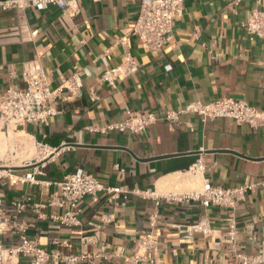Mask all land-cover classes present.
<instances>
[{"label":"crops","instance_id":"crops-1","mask_svg":"<svg viewBox=\"0 0 264 264\" xmlns=\"http://www.w3.org/2000/svg\"><path fill=\"white\" fill-rule=\"evenodd\" d=\"M74 3L77 14L55 4L0 10V96L11 86L26 85L22 74L32 63L53 88L77 68L83 70L82 95L64 97L61 112L49 125H26L21 132L36 144L60 150L43 163L34 164L31 157L8 166L25 170L5 169L10 222L5 247L19 246L25 235L48 250L99 255L82 264H125L137 251L140 235L151 233L156 250L142 253L158 264H243L238 255L259 256L264 242V129L230 118L205 120L192 112L181 114L178 124L159 120L141 134L92 129L138 113L179 110L224 97L264 109V42L252 39L244 26L252 9L264 10V0H185L167 45L153 51L145 50L131 32L142 0ZM128 52L136 65L112 88L102 75L119 67ZM198 161L203 170L195 172ZM77 171L150 196L130 194L121 206L106 194L97 202L86 198L80 203L81 223L66 226L54 219L65 209L48 201L57 183ZM29 173L33 182L10 181ZM205 180L256 188L234 210L186 201ZM14 202L25 208L18 210ZM201 221L205 232L193 228ZM232 222L235 244L230 242ZM94 225L101 226L102 238L84 247L81 239ZM18 264L33 261L22 255Z\"/></svg>","mask_w":264,"mask_h":264},{"label":"built area","instance_id":"built-area-1","mask_svg":"<svg viewBox=\"0 0 264 264\" xmlns=\"http://www.w3.org/2000/svg\"><path fill=\"white\" fill-rule=\"evenodd\" d=\"M76 0H6L0 1V10L9 8H23L27 5L42 7L48 4L58 5L65 11L70 10L71 14H77L78 8L74 3ZM98 1V0H95ZM185 0H142L137 17L131 28V32L141 42L147 51L162 50L167 45L174 26V19L184 13ZM251 38H259L264 42V10L254 8L244 23ZM37 31L32 35H36ZM264 63V60H263ZM132 55L128 52L124 56V62L116 68L106 69L102 75L103 82L115 88L117 78L121 74H126L135 67ZM83 70L77 68L73 75L65 80L57 88L51 87L47 76L41 67L32 63L26 67L22 74V79L26 84L24 87L11 86L0 96V131L9 133L23 132L26 125H49L52 119L61 112L60 101L64 97L75 98L82 95ZM192 112L202 116L203 119L230 118L239 124H248L254 129H264V109H257L244 100H237L229 97L221 98L214 102L202 103L191 102L184 109L165 110L163 112H145L130 115L128 118L109 123L103 127H95L94 132L107 133L110 130L120 132L128 131L134 134H141L151 125L159 120H166L173 123H180V115ZM40 156L36 157L32 163L39 161L43 163L49 156H53L59 147L52 148L49 145L38 142ZM46 155V156H45ZM193 171L203 170V163L198 161L193 167ZM6 170L0 167V264H18V259L22 255L29 256L33 264H41L53 260L56 264H82L91 263L93 258L99 255L90 254L86 251L79 253H63L61 250L52 248L48 250L39 245L36 240H31L25 235L21 237L19 246L6 248L3 237L7 234L10 222L5 213V190L4 179ZM42 171L40 170L39 173ZM13 182H33L32 173L24 176L16 175V179L10 178ZM255 184H242L236 187L213 185L209 180H205L199 192H193L185 197L186 201H199L204 208L218 207L233 209L241 201H245L247 196L255 191ZM101 194H106L108 200L115 206L124 205L130 194L149 197V192H142L137 189H130L121 186H109L98 176L77 171L66 174L57 183V189L50 195L48 205L65 209L62 216L54 217L66 226L79 225L80 203L90 198L92 202H97ZM18 210L25 208L24 204L14 202ZM105 221V220H103ZM15 227V226H14ZM230 242L235 244V233L233 222L230 225ZM197 231H206V224L201 221L193 227ZM102 238L101 226L94 225L91 230L84 233L81 242L85 247L96 244ZM138 249L129 258L125 259V264H158L150 259L142 251L156 250L157 241L154 236L142 234L138 238ZM57 245L58 242L55 241ZM62 243L60 245H65ZM243 264L264 263V242L263 249L259 256L251 257L238 255Z\"/></svg>","mask_w":264,"mask_h":264},{"label":"rangeland","instance_id":"rangeland-1","mask_svg":"<svg viewBox=\"0 0 264 264\" xmlns=\"http://www.w3.org/2000/svg\"><path fill=\"white\" fill-rule=\"evenodd\" d=\"M0 139V165L8 167L9 165L22 164L24 158L40 156L37 144L24 133L10 130L7 134L0 131ZM30 152H33V155Z\"/></svg>","mask_w":264,"mask_h":264},{"label":"water","instance_id":"water-1","mask_svg":"<svg viewBox=\"0 0 264 264\" xmlns=\"http://www.w3.org/2000/svg\"><path fill=\"white\" fill-rule=\"evenodd\" d=\"M0 1H6V0H0ZM5 169H11V170H25L27 169L26 167H11V168H5Z\"/></svg>","mask_w":264,"mask_h":264},{"label":"bare ground","instance_id":"bare-ground-1","mask_svg":"<svg viewBox=\"0 0 264 264\" xmlns=\"http://www.w3.org/2000/svg\"><path fill=\"white\" fill-rule=\"evenodd\" d=\"M0 140H1V139H0ZM30 154L33 155V152H30ZM31 155H30V156H31ZM45 156H46V155H45ZM28 157H29V156H28ZM31 157H32V156H31ZM0 167H2V168H7V165H0Z\"/></svg>","mask_w":264,"mask_h":264}]
</instances>
